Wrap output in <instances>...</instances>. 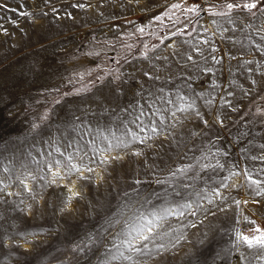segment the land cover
<instances>
[{
	"label": "rangeland",
	"instance_id": "1",
	"mask_svg": "<svg viewBox=\"0 0 264 264\" xmlns=\"http://www.w3.org/2000/svg\"><path fill=\"white\" fill-rule=\"evenodd\" d=\"M257 227L264 0H0V264H264Z\"/></svg>",
	"mask_w": 264,
	"mask_h": 264
},
{
	"label": "snow or ice",
	"instance_id": "2",
	"mask_svg": "<svg viewBox=\"0 0 264 264\" xmlns=\"http://www.w3.org/2000/svg\"><path fill=\"white\" fill-rule=\"evenodd\" d=\"M173 7L174 8H178L180 6L179 5H173ZM244 7L247 8V9H252V8H255L256 7V4L255 3H247V4L244 5ZM227 8L229 9V11H231L232 8H233V4H228L227 5ZM188 10L189 11H194V9H188ZM157 19H159V17H157ZM140 31H143V30L141 29ZM176 34L177 33H173V35H176ZM188 59L191 60L192 57L189 56ZM179 99L183 100V97H179ZM140 131L143 132L144 129L141 128ZM152 131L155 132L156 129L153 128ZM126 134L127 135H130L132 137V140L133 141H135V140L138 139V137L136 136L135 133L127 132ZM114 135L115 134H113V136ZM104 139H107V137H104ZM116 139L118 140V143L115 146L109 145V148L108 149H101L100 151H110L112 149V147H119L121 144H124V146H127V144H125L124 141L119 140L118 137ZM141 142H143V141H141ZM134 154L137 155V156L140 155V153H134ZM86 155L87 154H85V156ZM67 159L69 161H71L72 157L71 156H68ZM112 159H117V157H112ZM57 163H59V162H57ZM101 163H108V159L106 158V159L102 160ZM65 166L68 167V165H65ZM80 171L92 172L94 170L92 168L87 167L86 165L78 166L76 164H71L70 167H68L69 174H71L72 172H80ZM181 171H184V170L183 169H177V172H181ZM175 174L176 173H173V175H175ZM59 175H60L59 172H54L53 173V176H59ZM233 175H237V173H233ZM245 175L247 176L248 174L245 173ZM41 178H43V177H41ZM33 179H35V177H33ZM248 179L252 183H256V184L259 183V181H252L250 176L248 177ZM21 183L24 184V181L21 180ZM24 186H25V190H28L27 184H24ZM69 191H71V189H69ZM257 195H260V192H257ZM236 203L239 204V201H237ZM186 207H190V206H186ZM193 215H195V212H193ZM148 223L150 224L151 221H149ZM148 230L151 231V228H149ZM133 231H135L136 235H135V237H133V239L127 241V247H128V249H130L133 252H139L140 249L134 247V241L135 240H145L146 241V240H148L149 237L147 235H144L143 234L142 228H136V229H133ZM253 231H254L255 234L254 235H251V236H248V235H239L238 234V239L241 240L249 248L259 247L261 249H264V230H262V229H260V228L257 227ZM121 255H123V254L121 253ZM124 258L125 259H131V257H124Z\"/></svg>",
	"mask_w": 264,
	"mask_h": 264
}]
</instances>
